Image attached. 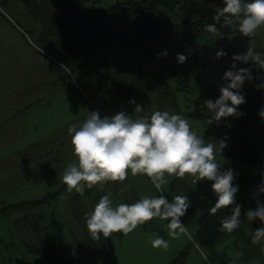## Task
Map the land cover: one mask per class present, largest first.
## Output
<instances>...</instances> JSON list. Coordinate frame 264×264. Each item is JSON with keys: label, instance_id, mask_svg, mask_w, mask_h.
<instances>
[{"label": "rangeland", "instance_id": "obj_1", "mask_svg": "<svg viewBox=\"0 0 264 264\" xmlns=\"http://www.w3.org/2000/svg\"><path fill=\"white\" fill-rule=\"evenodd\" d=\"M31 1L32 8L37 10L38 15L32 13L30 7L20 0H0V23L7 28L10 26L6 20L17 24L20 31V44L37 56L36 58L29 56L28 49H21L19 57L14 60L8 59L10 57L8 55L0 59V67L8 71L14 63L17 67L57 71L50 83L48 79L43 98L36 104L37 111L34 116H41V113L45 111L46 121L49 118L52 121L65 119L67 125L62 124L61 134L51 138L49 143L47 142L50 139L43 140L44 143L41 141L33 143L32 153L29 156L6 157V152L2 155L0 151V209L11 204L43 198L64 184L62 177L65 168L69 163L77 160L73 155L68 128L73 124L82 123L90 112L98 111L101 118L124 112L133 118L147 116L150 119L155 111H167L169 114L184 118L186 113L197 110L199 103L217 96L216 90L225 84L222 79L225 71L229 70L234 63L237 70L250 68L252 78L259 76L253 62L249 61L245 64L233 60L234 55L246 52L249 40L242 34L229 39L228 36L232 30L223 26L222 22L218 28L220 36L215 37L211 33L207 35L205 41L207 47L201 52V59L203 62L211 63L193 70L191 75L193 93L174 91V84L171 82L170 92H173L177 103L174 106L171 99L162 96L153 84L154 75L161 65V58L172 46L167 41L160 44L147 41L149 50L147 54L124 53L119 49L117 42L111 39L101 27V21L94 16V9L105 5L100 3L91 5L88 2V4H82L78 0ZM72 1L76 3L73 4ZM195 2L200 7L196 17L216 14L218 7H224L223 0H195ZM161 11L163 30L171 36L175 44L179 43L186 29L178 25L171 11L164 7ZM0 32L6 33L1 28ZM23 35L35 46L39 45L43 48V52L36 50L35 52ZM255 39L257 50L264 51V26L257 29ZM220 50H223L226 55L217 57L216 53ZM92 69H110L112 74L120 80L134 84V93L129 98H119L109 80L94 82L91 79L89 71ZM142 73L144 76L140 77ZM197 79L201 81V85L195 87ZM64 85L67 90L63 94L67 99L61 98L62 103L58 105V108L65 110L69 115H58L55 107L42 110V106L48 105L49 94L57 96L58 90ZM261 85H264L263 80ZM70 86H76L80 92L73 88L76 95L73 96ZM56 100L59 101V99ZM132 100L135 104L130 103ZM137 104L143 107V113H135ZM188 122L195 133H200L202 128L200 122L193 120ZM58 131L55 132L56 135L60 133ZM261 151L264 154V148ZM221 163L225 170L229 168L234 170L236 175L234 184L238 186L243 197L240 226L234 232H222L221 227L214 223H208L205 229H202L201 218L206 210L201 207L181 217L187 232L176 238L167 234L166 225L169 221L154 218L138 226L128 235L113 233L108 237L114 249L115 263L174 264L180 257L183 264H232L233 260L235 264H263L262 245L253 244L250 234V225L254 220H248L246 212L249 209H256L252 190L254 187L260 188L264 181V171L254 170L242 164L231 166L226 160H222ZM242 175H245L244 179ZM174 178L175 176H166L168 184L163 186L162 194L169 202L177 195L172 188ZM121 189L124 190L121 191ZM86 190H88L87 187L84 192ZM103 190L104 195L110 194L113 207L120 203L132 204L143 197L161 195L147 175L133 176L130 170L122 183L109 181L105 183ZM103 190L98 186L92 188L90 195L85 199L88 207H94L99 202L101 197L98 199L97 196ZM74 193L77 192L66 190L58 200L51 203L7 210L6 213L0 214V264H42L39 257L28 250V245L39 241L32 223L36 222L35 218L38 219L40 214L43 215L40 225L49 226L55 213L57 219L64 225L65 237L72 239V236L80 235L81 228L69 212V198ZM228 213L222 212V217H226ZM26 214L28 217L25 216ZM157 234L163 236L168 242L166 249L152 246L150 241ZM263 242L264 240L261 241ZM89 264L109 263L96 260Z\"/></svg>", "mask_w": 264, "mask_h": 264}, {"label": "clouds", "instance_id": "obj_2", "mask_svg": "<svg viewBox=\"0 0 264 264\" xmlns=\"http://www.w3.org/2000/svg\"><path fill=\"white\" fill-rule=\"evenodd\" d=\"M223 3L224 7L216 9L213 20L218 23L223 17V26L232 30L229 39L242 34L249 40L246 52L234 55L233 60L245 64L251 61L264 70V51L257 50L255 39L257 29L264 26V0H223ZM205 30L215 37L221 35L215 23L206 25ZM225 55L223 50L216 53L217 57ZM177 58L180 63L187 59L182 54H177ZM222 79L225 84L220 88L219 98L215 102L211 99L205 101L215 121L243 115L237 109L246 102L241 89L246 80L252 79L251 69L237 70L234 63ZM130 103L135 104V101ZM143 111V107L137 104L135 113ZM258 115L264 118V108ZM68 132L73 155L77 158L67 165L62 177L69 192L75 190L83 195L85 187L91 189L94 186L103 190L109 181L122 183L129 170L133 176L147 175L161 192L156 197H143L135 203H120L115 207L110 194L102 196L94 210L85 214L86 227L94 239H99L100 234L105 238L113 233L128 235L154 218L169 221L166 229L172 238L186 233L181 217L190 206L188 197L175 195L169 202L162 194L163 186L168 184L166 176L184 178L188 175L195 184L198 181L212 182L211 188L217 199L209 213L215 215L219 209L235 205L230 216L220 219V231L232 233L240 226L241 205L235 200L238 192V186L234 184L236 175L231 168L223 170L216 158V153L221 154L226 147L225 142L205 144L203 137L198 136L182 116L155 111L150 119L147 116L133 118L124 112L101 118L98 111H92L82 123L71 125ZM259 192L264 193V181ZM246 216L250 221L259 219L264 225V204L258 201L256 209H249ZM262 240L264 226L252 235L253 244H261ZM150 242L153 247H168V242L158 234ZM261 251H264V245Z\"/></svg>", "mask_w": 264, "mask_h": 264}, {"label": "trees", "instance_id": "obj_3", "mask_svg": "<svg viewBox=\"0 0 264 264\" xmlns=\"http://www.w3.org/2000/svg\"><path fill=\"white\" fill-rule=\"evenodd\" d=\"M30 7L32 13L38 15L37 10L33 9L31 0H20ZM85 4H103L102 8L94 9V16L101 21V27L107 35L117 42L119 49L124 53H148L147 41L157 44L167 41L172 46L165 51L167 55L161 58V65L156 71L153 84L162 96L171 99L176 106L173 92H170L171 82L174 84V91H184L193 93L194 86L191 85V75L195 68L205 65L201 59V52L207 46L205 44L207 35L210 34L205 30L206 25L215 23L219 28L223 22H215L210 16L196 17L200 7L195 0H78ZM110 2V4H109ZM76 3V1H72ZM87 3V4H88ZM166 8L175 16L178 25L186 29V33L181 41L177 44L171 36L163 30L162 11ZM48 43H50L48 41ZM38 47L42 50L39 45ZM37 51H40L37 49ZM177 54L187 57L183 63L178 62ZM259 76L246 80L242 86L241 92L245 97V103L238 106V113L243 115L230 116L222 118L220 121L212 120L214 114L207 109L205 101L199 103L197 110L186 113L185 119L200 122L202 128L200 133L196 134L203 137L205 144L212 142L224 141L226 147L221 154L216 153L217 162L221 163L226 160L231 166L246 165L254 170L264 171V154L261 149L264 148V118L258 113L264 108V87H260L261 80L264 81V70L256 67ZM89 75L94 82L109 80L115 94L126 99L134 93V84L120 80L112 74L110 69L99 70L92 69ZM142 73L140 77H143ZM201 85V81L196 80V86ZM210 92V91H209ZM208 92V93H209ZM217 96L211 100L215 102L220 96V89L216 90ZM230 104V102H229ZM209 120H212L209 123ZM238 174V171H237ZM243 179L245 175H242ZM210 181L193 182L191 176L186 175L184 178L175 177L172 181V188L177 195H186L190 206L186 213L194 212L195 208L201 207L206 213L201 218L202 229L208 223H214L221 227L220 219L222 212H229L231 215L232 207L222 208L215 215L209 213V209L215 205L216 196L212 191ZM67 186L63 184L58 190L49 192L47 196L22 203L11 204L0 209V214L6 213L7 210H17L20 208L35 207L37 205L51 203L58 200L65 191ZM91 189L84 192L83 195L74 193L69 198V212L73 219L81 228L80 235L72 236V239L65 237L64 225L60 222L56 214L53 213L49 226L40 225V214L33 224V230L39 238L38 243L28 245L30 253L37 255L42 264H89L96 260L104 261L109 264H116L113 258L114 249L108 239L100 234L99 239H94L86 227L85 214L94 210L93 206H87L85 199L91 193ZM105 191L98 193L99 197L104 196ZM254 206L257 202L264 204V193L259 192V187L252 190ZM236 203L243 208V197L241 193H236ZM25 216L28 217L26 214ZM25 218V217H23ZM261 221L256 219L250 225V234L262 227ZM51 229V230H50ZM264 245V242L261 243ZM264 264V253L262 256ZM38 264V263H37ZM174 264H183L180 257L175 260Z\"/></svg>", "mask_w": 264, "mask_h": 264}, {"label": "crops", "instance_id": "obj_4", "mask_svg": "<svg viewBox=\"0 0 264 264\" xmlns=\"http://www.w3.org/2000/svg\"><path fill=\"white\" fill-rule=\"evenodd\" d=\"M6 22H8L10 27L7 28L3 23H0L1 30L6 32L5 34L0 32V59H4L5 55H8L10 56L8 59L14 60L19 57L21 49L28 48L20 44L18 25L11 20H6ZM23 38L34 51H37L24 35ZM28 52H30L28 53L29 56L36 58L35 56L37 55L32 54V51L28 49ZM20 67L22 66L17 67L14 63H12V66L9 67L11 69L8 71H4L0 67V151L2 155L6 152V157L31 155L33 143L37 141L44 143L43 140L50 139L47 142L49 143L52 140L51 138L61 134L60 131L63 128L60 129V126L62 124L67 125L65 119L52 121L49 118L46 121L45 111L41 113V116H34L37 111L36 104L43 98L42 95L45 93L48 79L50 83L52 76H55L57 71ZM64 87L58 90L57 96H53L52 93L49 94L48 105L42 106L41 109L50 110L55 107L58 115L68 116L69 114L65 110L58 108V105L62 103L61 98L67 99L65 94H63L67 87ZM73 88H76V86H70V91L73 92V96H76ZM76 89L80 92L78 88ZM56 99H59V101ZM58 129L60 130L58 131ZM56 131L60 133L56 135ZM34 132L36 133L33 134ZM54 134L55 136L53 137Z\"/></svg>", "mask_w": 264, "mask_h": 264}, {"label": "built area", "instance_id": "obj_5", "mask_svg": "<svg viewBox=\"0 0 264 264\" xmlns=\"http://www.w3.org/2000/svg\"><path fill=\"white\" fill-rule=\"evenodd\" d=\"M34 45V44H33ZM35 46V45H34ZM37 49L41 50L39 47L35 46ZM42 51V50H41Z\"/></svg>", "mask_w": 264, "mask_h": 264}]
</instances>
